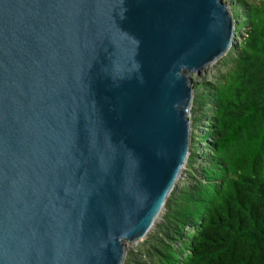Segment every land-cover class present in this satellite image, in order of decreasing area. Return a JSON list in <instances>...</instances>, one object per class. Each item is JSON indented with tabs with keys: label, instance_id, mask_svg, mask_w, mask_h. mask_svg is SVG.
<instances>
[{
	"label": "water",
	"instance_id": "1",
	"mask_svg": "<svg viewBox=\"0 0 264 264\" xmlns=\"http://www.w3.org/2000/svg\"><path fill=\"white\" fill-rule=\"evenodd\" d=\"M226 0H0V264H124L191 153Z\"/></svg>",
	"mask_w": 264,
	"mask_h": 264
},
{
	"label": "trees",
	"instance_id": "2",
	"mask_svg": "<svg viewBox=\"0 0 264 264\" xmlns=\"http://www.w3.org/2000/svg\"><path fill=\"white\" fill-rule=\"evenodd\" d=\"M238 6L233 66L209 92L196 85L195 111L212 109L195 135L205 150L167 199L153 264H264V2Z\"/></svg>",
	"mask_w": 264,
	"mask_h": 264
},
{
	"label": "rangeland",
	"instance_id": "3",
	"mask_svg": "<svg viewBox=\"0 0 264 264\" xmlns=\"http://www.w3.org/2000/svg\"><path fill=\"white\" fill-rule=\"evenodd\" d=\"M264 2V0H226V2L230 5L232 11L235 13H238V17L236 18L237 23L242 21L244 16H243V8L241 6H238L240 2H245L247 4H255V3H260ZM235 9L237 10L235 12ZM243 32L239 30V32L236 33V37L234 39L235 43H238L240 41V34ZM233 48V46H232ZM230 49L225 55L220 57L217 61L214 63L208 65L206 68L202 69L201 73H192L191 76L193 77V80L195 81L196 85H198L200 88L199 90L201 92H209L211 89H207L206 87L208 86H214L216 83L219 82L221 75L225 72H227L232 66H233V55L234 51L233 49ZM195 106L193 105L191 109V114L190 117L194 120L193 122V140L191 144V153H195V157L193 160H202V156L205 150V143H196L197 139V134H200V132L206 126V119L211 116L212 109L209 107H205L204 110H207L206 113V118H202L203 112H196L195 111ZM200 110V109H199ZM195 138V139H194ZM188 164V162H187ZM184 167L182 170V174L176 184V186H179L182 184L184 181L189 179L191 175L193 174L192 172L190 173V170L188 169V166ZM200 167L199 165H196L195 168ZM164 213L165 209L163 210L162 214L158 218L155 226L150 230L147 236H145L143 239L127 243V254H126V259L124 264H153L154 261L156 260V253L157 250L159 249L160 245L158 244L157 238L159 237L160 232H158V225L163 221L164 218ZM168 243L171 242V240H167Z\"/></svg>",
	"mask_w": 264,
	"mask_h": 264
}]
</instances>
